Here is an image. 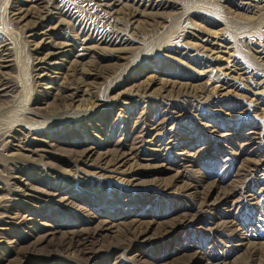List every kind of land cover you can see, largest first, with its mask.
I'll return each instance as SVG.
<instances>
[{"label": "rangeland", "instance_id": "obj_1", "mask_svg": "<svg viewBox=\"0 0 264 264\" xmlns=\"http://www.w3.org/2000/svg\"><path fill=\"white\" fill-rule=\"evenodd\" d=\"M32 1L0 0V58H12L0 78L17 96L11 104L0 95V128L13 129L12 145L38 149L12 146L8 154L25 171L19 179L8 176L7 150L0 154V200L11 212L0 221V264H78L51 254L64 251L75 230L92 231L105 218L113 236L99 247L91 238L89 264H243L253 242H260L256 264H264V0H161L119 58L100 62V77L88 73L110 47L96 38L100 18L80 0L56 1L77 17L50 22L62 45L49 64H37L51 50L39 48L41 35L26 33ZM131 3L116 9L126 13ZM89 35L82 53L77 39ZM73 77L82 91L61 113L60 89ZM29 108L37 116L20 113ZM16 122L23 132H14ZM140 133L142 147L131 151ZM82 172L91 175L81 183ZM203 200L212 205L195 220L175 221ZM126 226L147 234L123 236ZM26 251L40 255L19 262Z\"/></svg>", "mask_w": 264, "mask_h": 264}, {"label": "bare ground", "instance_id": "obj_2", "mask_svg": "<svg viewBox=\"0 0 264 264\" xmlns=\"http://www.w3.org/2000/svg\"><path fill=\"white\" fill-rule=\"evenodd\" d=\"M56 1L60 0H33L32 5L33 6L30 11L27 13V17H29V24L27 26L26 33L29 37L33 35H41L43 37V44L39 46L40 49H42V46H47L48 51L46 52L42 57L37 59L36 63L37 64H43L47 65L49 64V56L56 55L54 50L56 49L57 46H61L62 44L59 43V45L54 44L52 40V31L54 30L55 26H50V22L52 20H56L59 18L60 15L68 13L69 16H72V18L75 19L77 15H75V12L72 10V7L63 5L60 6L56 4ZM83 2L90 10L92 13L96 14L98 16L103 24L104 31L101 34V36H97L96 38L102 39L104 42H108L110 44V47L107 48V50H104L97 56V62L90 71H88L89 74L100 77L103 73L100 71L99 67L102 65L100 64L101 61L105 59H115L119 58L120 53L122 51V45L128 42L131 37H130V32L136 28V26L143 21L145 18H154L153 16V9H157L159 6H164V3L161 2V0H127V1H132L131 4H128V11L126 13H120L116 9L117 4L122 3V0H80ZM197 2V1H195ZM62 5V4H61ZM154 20V19H150ZM154 21H152L153 23ZM152 23H149L151 25ZM52 29V30H51ZM51 30V31H50ZM85 30L84 32H86ZM26 35V34H25ZM27 37V36H25ZM92 38L89 36H86V38H79L77 39L78 43V50L82 53L88 52V50L91 48L90 43H91ZM5 45V44H4ZM69 45V44H65ZM114 46H119V47H114ZM121 46V47H120ZM61 48V47H60ZM201 53L207 57H211L212 60H216L217 56H215V51L212 47H203L201 50ZM8 54L4 56L3 59L0 58V66L3 65V62L5 66H10L12 65V58H10ZM211 60V61H212ZM42 67V66H41ZM235 67L234 64L231 65V68ZM225 75V74H224ZM222 76L219 79H224L225 76ZM38 77V75H37ZM218 80L217 76H212V79ZM6 78L2 77L0 78V95L4 96L5 100L7 103H15L16 101V94H10L9 93V87L10 85L7 84ZM78 78L73 77L71 79H66V81L69 80V82H66L65 84H62L60 92L62 95L63 99V110L62 112H65L68 110V104L74 102L79 94L82 91V88L77 80ZM211 79V80H212ZM226 79V78H225ZM224 79V80H225ZM8 85V86H7ZM182 90L179 91V93L186 94L189 92H196L197 89H192V88H187V87H181ZM192 89V90H191ZM142 90H139L136 95H139ZM62 105V104H61ZM21 114L25 113L29 116H37V113H33L29 109L22 110L20 112ZM170 118H165L164 121H168ZM16 126H19L18 128L14 129V132H23L22 126L24 124L16 122ZM11 133L12 131L7 130L6 128H0V154L7 150L6 153V158L4 159L6 168L8 169V176L11 177L12 179H19L25 171H23L22 165L14 158H11L10 150L14 148H21V150H25L31 153H35L38 149L36 148H29L27 143L24 142L22 145L18 143L19 145L14 146L11 144L9 139H11ZM134 143H137L133 145L130 150L135 151L136 149L142 147L144 138L143 134H138L134 137ZM12 146L14 148H12ZM117 153V152H116ZM120 154H122L120 152ZM107 153L105 154V156ZM121 158V157H120ZM115 160H120V159H115ZM117 163V162H116ZM115 164V163H114ZM113 164V165H114ZM35 175L37 176L38 173L42 175L44 171H41V167L33 171ZM91 174L87 172H82V174L78 175V179H80V182L82 183L85 181L87 178H89ZM25 176H28L25 174ZM92 180V179H90ZM103 189L106 187L103 186ZM17 193L19 194H25L22 190H17ZM129 194L126 195L127 197H132V193L129 191ZM106 194V192H105ZM223 197V196H222ZM125 198V201L127 199ZM225 200L229 201V197L221 199L219 204H222L226 202ZM219 200L216 201V203ZM200 203V204H199ZM196 207L194 208L193 212L187 211V209L179 211L177 214L178 216L175 218L178 223H186L188 221L195 220L198 217V213L201 211H204L205 206H209L212 204L207 203L205 205V201L203 200L202 202L200 201ZM9 201L7 198L1 199L0 200V221H4L5 218H9L11 216V212L9 211ZM204 204V206H202ZM215 205V204H213ZM203 208V209H202ZM232 224V222H230ZM147 227V226H146ZM147 229V228H146ZM146 229L145 227H140V226H126L125 229L122 230V235L123 236H129V234L134 235V239H137L138 237H145L146 236ZM112 231V232H111ZM111 232L113 236V230H112V223L108 219H104L100 221V224L97 225V227L88 232L84 231H76L68 238V241L64 243V251H60L58 254H51V256H66L68 258H71L73 260H80L78 264H89L90 261L89 259H93L91 256L90 252L87 251V249L94 250L96 249V246L92 244L93 239L96 241L97 247L102 246L104 242L108 241L106 240L107 238H110L109 233ZM93 238V239H91ZM118 238V237H117ZM116 238V239H117ZM112 239V238H111ZM253 247L252 251H250V254L247 258V260L243 264H256V261L258 259L257 254L255 253L256 250V244H260V242H253ZM90 245V246H89ZM116 250H118V247H114ZM259 249L264 252V242L263 244L259 245ZM62 250V249H61ZM207 256L214 257L216 254L214 250H206L205 252ZM40 254L38 252L34 251H26L23 252V254L19 255V262H23L27 260L30 256H39ZM85 260V261H82ZM215 264H220L219 262H215Z\"/></svg>", "mask_w": 264, "mask_h": 264}]
</instances>
